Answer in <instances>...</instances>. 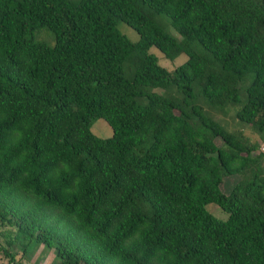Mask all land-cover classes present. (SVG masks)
<instances>
[{"label":"trees","instance_id":"1","mask_svg":"<svg viewBox=\"0 0 264 264\" xmlns=\"http://www.w3.org/2000/svg\"><path fill=\"white\" fill-rule=\"evenodd\" d=\"M41 26L53 45L32 38ZM151 47L187 58L168 69ZM200 99L240 103L255 139ZM99 118L111 136L91 132ZM263 141L264 0H0L8 264H22L17 244L53 248L58 264H264Z\"/></svg>","mask_w":264,"mask_h":264},{"label":"rangeland","instance_id":"2","mask_svg":"<svg viewBox=\"0 0 264 264\" xmlns=\"http://www.w3.org/2000/svg\"><path fill=\"white\" fill-rule=\"evenodd\" d=\"M155 20L160 25H162L170 35H172L176 39H181L180 34L177 33L176 30L171 26L169 19L165 15H157L155 17ZM118 28L132 41H136L139 38L138 33L123 21L118 22ZM32 38L35 41H43L48 45H53L54 43V35L52 31H50L45 26L36 28L33 31ZM150 52L155 54L159 58V63L167 67L168 69H173L176 65L180 64L187 58L186 54L182 53L174 60L170 61L168 59H165L162 52L159 51L156 47H151ZM159 92L171 94L175 97H179L181 95V93H179L175 89L159 90ZM199 102L206 107L207 112H209L212 117L219 120L228 129L233 131L244 129L245 134L250 135L253 140L255 139V136L252 135L247 129H245V124L238 121L235 117V111L240 107V103L228 105L225 107L216 106L214 108H211L210 106H208L204 99H200ZM90 130L96 136L101 138L109 137L112 134V128L102 118L94 120L91 123ZM235 181V178L226 179V181L222 184L221 189L226 193L229 192ZM206 209L219 219H225L227 217V214L214 203L207 204ZM13 234V229H10L8 227L0 228V264H8L9 262V257L4 254L3 247L8 248ZM11 251L14 254L16 260H20L22 264H58L54 249L44 245L36 246L31 244L25 255H23L20 245L18 246V244L13 245Z\"/></svg>","mask_w":264,"mask_h":264},{"label":"built area","instance_id":"3","mask_svg":"<svg viewBox=\"0 0 264 264\" xmlns=\"http://www.w3.org/2000/svg\"><path fill=\"white\" fill-rule=\"evenodd\" d=\"M261 151L264 152V141L261 144Z\"/></svg>","mask_w":264,"mask_h":264}]
</instances>
